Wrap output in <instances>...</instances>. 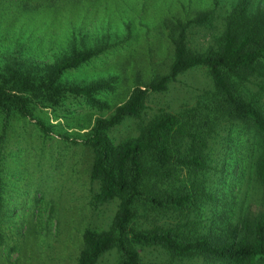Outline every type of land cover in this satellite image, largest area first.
<instances>
[{
  "label": "trees",
  "instance_id": "16d2710c",
  "mask_svg": "<svg viewBox=\"0 0 264 264\" xmlns=\"http://www.w3.org/2000/svg\"><path fill=\"white\" fill-rule=\"evenodd\" d=\"M38 7L23 0L20 10L37 12ZM245 9L240 0L224 19L214 47L202 52L186 47V33L191 27H211L212 12L176 23L169 35L172 57L167 73L134 88L124 104L97 120L82 139L91 154L88 181L96 186L90 203L98 207L115 202L116 207L106 230L83 231L76 264H96L112 250L116 264H173L183 259H199L202 264H264V214L249 220L243 215L230 217L244 175H250L264 195V84L253 83L254 78H264V14L246 21ZM80 46L84 47L82 41ZM91 55L71 48L69 56L55 61L39 83L32 66L16 64L18 58L12 56L0 71V114L5 119L25 118L27 98L54 101L43 90L50 93L60 75L78 68ZM197 68L205 71L210 88L190 107L160 112L144 124L137 123L135 136L113 144L108 132L126 119L138 121L148 95L165 92L179 75ZM252 84L256 92L248 89ZM111 90L112 80H106L97 86L71 88L69 93L100 109L94 96ZM35 124L47 133L39 122ZM233 139L237 143L230 149ZM3 140L0 134V159ZM216 145L220 150L215 156ZM217 171L221 176L211 189L206 177ZM209 207L220 212L206 225ZM11 214L3 205L0 180V223ZM144 250L159 251L169 260L144 262L140 254Z\"/></svg>",
  "mask_w": 264,
  "mask_h": 264
},
{
  "label": "rangeland",
  "instance_id": "374dc122",
  "mask_svg": "<svg viewBox=\"0 0 264 264\" xmlns=\"http://www.w3.org/2000/svg\"><path fill=\"white\" fill-rule=\"evenodd\" d=\"M25 1L39 5L38 11H21L23 0H0V71L15 56L16 64L32 66L39 83L38 79H45L55 61L69 56L71 48L92 55L78 68L60 75L51 84L50 93L43 90L52 94L54 101L43 100V96L27 98L29 116L25 118L13 115L5 119L0 114V134L4 137L1 191L4 208L12 212L0 223V264H76L83 247V231L106 230L116 207L115 202L98 207L90 203V193L96 186L88 181L91 154L82 139L97 120L106 119L114 108L124 104L134 88L167 73L172 57L169 35L176 23L212 12L211 27H191L186 33V47L202 52L214 47L224 19L240 0ZM244 3V20L264 14V0ZM81 41L84 47L80 46ZM106 80H112L113 90L96 93L94 99L101 104L100 109L89 107L83 98L69 93L71 88L97 86ZM253 83L264 84V78H254ZM256 84L248 89L256 92ZM209 88L210 81L203 69L187 71L170 83L165 92L146 97L138 121L126 119L110 130L108 137L114 145L130 139L136 135L137 123L144 124L160 112L173 113L190 107ZM261 106L264 113V98ZM35 122L47 133L43 134ZM235 143V139L231 140L230 149ZM215 149L216 156L219 145ZM220 176L218 171L208 173L211 189ZM219 212L218 208L206 209L205 224ZM258 214H264V195L246 174L234 197L230 217L243 215L249 220ZM114 252L110 251L96 264H116ZM140 254L144 262L169 260L159 251L144 250ZM173 264L202 261L183 259Z\"/></svg>",
  "mask_w": 264,
  "mask_h": 264
}]
</instances>
